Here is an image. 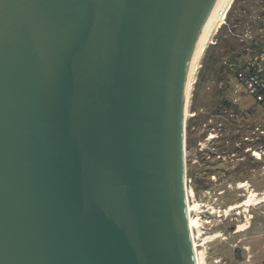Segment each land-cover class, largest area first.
<instances>
[{
    "label": "water",
    "instance_id": "obj_1",
    "mask_svg": "<svg viewBox=\"0 0 264 264\" xmlns=\"http://www.w3.org/2000/svg\"><path fill=\"white\" fill-rule=\"evenodd\" d=\"M215 5L0 0V264H191L180 96Z\"/></svg>",
    "mask_w": 264,
    "mask_h": 264
},
{
    "label": "rangeland",
    "instance_id": "obj_2",
    "mask_svg": "<svg viewBox=\"0 0 264 264\" xmlns=\"http://www.w3.org/2000/svg\"><path fill=\"white\" fill-rule=\"evenodd\" d=\"M230 9L208 48L225 36L236 48L214 61L206 48L185 126V204L199 264L264 261V105L224 67L264 35V0H233ZM222 89L231 106L218 111Z\"/></svg>",
    "mask_w": 264,
    "mask_h": 264
},
{
    "label": "bare ground",
    "instance_id": "obj_3",
    "mask_svg": "<svg viewBox=\"0 0 264 264\" xmlns=\"http://www.w3.org/2000/svg\"><path fill=\"white\" fill-rule=\"evenodd\" d=\"M216 3L213 11L211 12L200 36L193 34L196 37H199L196 47L193 51V54L190 58L186 72L183 74L184 82L180 96V140H179V166H180V177H179V191H180V201L183 210V228L184 233L187 239V245L189 250V255L191 259V264H199L197 256V245L193 238V230L190 223V214H189V204H185V181H186V168H185V126L186 120L189 116V106L191 102L192 92L194 90V85L196 81V75L200 68L201 60L204 56L206 48L210 43L213 35L219 28L220 24L223 22L225 15L229 6L232 4L233 0H212ZM257 155V153H256ZM187 205V207H186Z\"/></svg>",
    "mask_w": 264,
    "mask_h": 264
},
{
    "label": "built area",
    "instance_id": "obj_4",
    "mask_svg": "<svg viewBox=\"0 0 264 264\" xmlns=\"http://www.w3.org/2000/svg\"><path fill=\"white\" fill-rule=\"evenodd\" d=\"M224 63L234 69V63L229 60ZM236 78L240 86L239 90H244L256 102L264 104V47L252 48L249 45L245 48Z\"/></svg>",
    "mask_w": 264,
    "mask_h": 264
},
{
    "label": "trees",
    "instance_id": "obj_5",
    "mask_svg": "<svg viewBox=\"0 0 264 264\" xmlns=\"http://www.w3.org/2000/svg\"><path fill=\"white\" fill-rule=\"evenodd\" d=\"M227 15H231V9L228 10ZM223 27L220 28L222 31ZM219 30V31H220ZM252 48H263L264 47V35H259L256 37L254 41L250 44ZM208 48V47H207ZM236 48V43L232 42L228 36L223 37L219 42L216 44H212L209 46L207 53L209 52L210 56H212V60H216L217 56H221L224 53V50H234ZM245 53V50L244 52ZM241 56H243L241 54ZM242 57L233 56L229 61L234 63V69H231L227 64H225V68L228 71V74L235 75L237 73V69L239 65L241 64ZM223 95H225L224 90L219 91V101H218V111H222L224 109H227L231 106V101L227 100ZM223 97V98H222ZM257 104H261L257 102ZM262 105V104H261ZM264 105V104H263ZM264 138V137H263ZM258 264H264V261Z\"/></svg>",
    "mask_w": 264,
    "mask_h": 264
}]
</instances>
